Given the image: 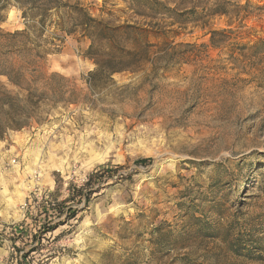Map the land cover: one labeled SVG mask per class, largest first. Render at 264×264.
<instances>
[{
	"label": "rangeland",
	"instance_id": "374dc122",
	"mask_svg": "<svg viewBox=\"0 0 264 264\" xmlns=\"http://www.w3.org/2000/svg\"><path fill=\"white\" fill-rule=\"evenodd\" d=\"M63 1L151 31L123 38L148 62L90 76L88 40L54 42L35 86L54 106L0 117V264H264V0ZM0 17L24 29L13 3ZM3 65L0 93L24 98L1 74L21 60ZM219 218L261 260L196 233Z\"/></svg>",
	"mask_w": 264,
	"mask_h": 264
},
{
	"label": "trees",
	"instance_id": "16d2710c",
	"mask_svg": "<svg viewBox=\"0 0 264 264\" xmlns=\"http://www.w3.org/2000/svg\"><path fill=\"white\" fill-rule=\"evenodd\" d=\"M10 2L20 10L25 26L24 29L12 33H4L0 29V68H3V63L12 58L21 60L22 65L18 68L17 80L7 73L1 74L11 85L16 86L26 95L20 99L18 96L12 97L0 93V117L7 115L23 120L18 125L7 124L5 128L17 130L27 126V120L38 118L43 112V107H52L56 103L53 95L49 97L44 91L37 93L35 86L48 85L44 74L40 72L41 64L45 61L46 55L51 52V48L55 47L54 42L60 41L63 35H79L88 40L86 57L95 65V70L90 73V76L99 73L109 77L124 72L134 73L148 62V52L145 48L138 43L123 41V38L130 34L147 40L151 34L148 29L132 25L110 26L91 16L81 5L77 3L71 5L63 0H0V12L9 6ZM127 4L142 12H171L157 0H129ZM26 74L30 79H26ZM55 76L56 74H52L49 79ZM88 85L91 87V82H88ZM2 122L8 121L4 119ZM147 161L139 160L137 163L145 165ZM96 174L90 175L86 185ZM195 221L198 223L201 220ZM221 222L219 218L215 228L205 225L196 233L205 238L220 240L238 257L261 260L259 253L255 254L238 244L230 234L228 225L221 227Z\"/></svg>",
	"mask_w": 264,
	"mask_h": 264
},
{
	"label": "built area",
	"instance_id": "2783aa9c",
	"mask_svg": "<svg viewBox=\"0 0 264 264\" xmlns=\"http://www.w3.org/2000/svg\"><path fill=\"white\" fill-rule=\"evenodd\" d=\"M26 207H27V204H26V202H24L22 205V208H26Z\"/></svg>",
	"mask_w": 264,
	"mask_h": 264
}]
</instances>
